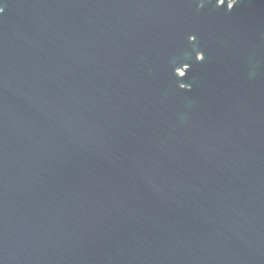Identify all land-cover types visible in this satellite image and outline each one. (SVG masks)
<instances>
[{"label": "water", "instance_id": "obj_1", "mask_svg": "<svg viewBox=\"0 0 264 264\" xmlns=\"http://www.w3.org/2000/svg\"><path fill=\"white\" fill-rule=\"evenodd\" d=\"M215 18L0 0V264H264V0Z\"/></svg>", "mask_w": 264, "mask_h": 264}, {"label": "flooded vegetation", "instance_id": "obj_2", "mask_svg": "<svg viewBox=\"0 0 264 264\" xmlns=\"http://www.w3.org/2000/svg\"><path fill=\"white\" fill-rule=\"evenodd\" d=\"M238 2L239 0H223V2L222 0H185L186 4L192 5L193 7L201 10V14L204 15V20H210L211 22L216 20L215 14L218 10H233ZM237 11L239 14H237L239 17V21L237 23V28H235L236 31L238 30V32H240L241 34L255 29L252 35L259 36L262 34V24H259L256 20L251 22V11L248 12L247 7H245L243 10L245 12L244 14L239 11V8L237 9ZM234 12H236V10Z\"/></svg>", "mask_w": 264, "mask_h": 264}, {"label": "snow or ice", "instance_id": "obj_3", "mask_svg": "<svg viewBox=\"0 0 264 264\" xmlns=\"http://www.w3.org/2000/svg\"><path fill=\"white\" fill-rule=\"evenodd\" d=\"M222 2H223V0H222Z\"/></svg>", "mask_w": 264, "mask_h": 264}]
</instances>
